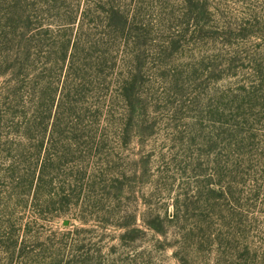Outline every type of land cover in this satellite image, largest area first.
<instances>
[{"label": "rangeland", "instance_id": "rangeland-1", "mask_svg": "<svg viewBox=\"0 0 264 264\" xmlns=\"http://www.w3.org/2000/svg\"><path fill=\"white\" fill-rule=\"evenodd\" d=\"M28 2L42 23L86 10L85 44L127 36L51 142L0 145V264H264V0Z\"/></svg>", "mask_w": 264, "mask_h": 264}, {"label": "trees", "instance_id": "trees-1", "mask_svg": "<svg viewBox=\"0 0 264 264\" xmlns=\"http://www.w3.org/2000/svg\"><path fill=\"white\" fill-rule=\"evenodd\" d=\"M51 1L53 6H57L56 0ZM29 6L32 7L33 3L23 0L24 12L18 16L17 24L10 20L0 31V145L8 144V138H12L17 144L11 145L9 150L35 138L40 140V148L46 139L51 142L49 126H54L64 96L74 92L77 96L74 104H81L79 92L85 88L89 78L102 81L101 86H104L118 67L117 56L112 60V65L108 64V59L112 58L110 50L119 39L121 41L123 36L125 39L127 36L126 19L124 25L116 27V37L111 38L110 33H98L93 35V41L85 44L83 24L88 17L86 10H79L76 15L68 17L58 12L55 17L51 16L50 23H42L31 17ZM109 26L110 30L113 26ZM132 26L130 35L135 34L133 37L136 38L137 31L141 29L134 24ZM106 35L108 38H105ZM128 44L129 41L125 46ZM132 72L130 69L129 75ZM115 82L116 85L109 84L114 87V95L121 97L126 89V80L120 75ZM98 90L104 91L105 97L112 93L109 85ZM8 158V162L14 160L10 154ZM44 160L48 161L49 156ZM15 168L8 165L10 172ZM42 171L40 169L38 174L41 175ZM15 184L18 185L17 182ZM28 187L32 188V182Z\"/></svg>", "mask_w": 264, "mask_h": 264}]
</instances>
